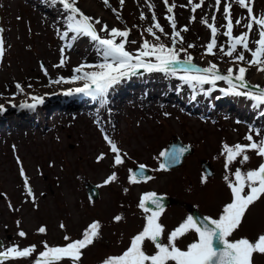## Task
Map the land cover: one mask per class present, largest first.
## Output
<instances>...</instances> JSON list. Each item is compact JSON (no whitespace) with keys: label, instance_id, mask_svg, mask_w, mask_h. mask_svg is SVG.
<instances>
[{"label":"rangeland","instance_id":"obj_1","mask_svg":"<svg viewBox=\"0 0 264 264\" xmlns=\"http://www.w3.org/2000/svg\"><path fill=\"white\" fill-rule=\"evenodd\" d=\"M225 2L228 0H222L217 12L215 0H204L202 7L193 13L188 0H169V4L177 5L172 13L177 21V30L185 26L189 29L181 32L184 43L177 47L186 48L197 67L216 63L224 74L228 67L235 68V65L229 57L218 52L215 56L203 55L204 46L210 41V30L200 21L208 17L211 23L215 14L218 43L227 47V37L223 36L226 29L222 27L226 23L222 14ZM148 3L154 7L149 9ZM148 3L145 0H125L121 7L119 0H110L111 8H108L102 0H79L77 6L86 15L99 18L109 28L130 29L129 40L137 43L127 44L126 50L135 53L143 43L141 37L146 39L148 35L144 29L153 23V12L171 36L172 29L166 19L170 14L163 0H148ZM193 3H199V0H193ZM60 8L58 4L51 5L42 0H0V28L5 29L3 35L6 40V54L0 61V104L6 108L0 114V193L5 194L0 196V241L4 247L35 245L37 249L30 258L6 264H34L39 252L43 251V242L60 246L66 243L64 235L78 239L93 221L102 225L101 238L94 246L84 250L82 264H101L107 256L121 253L130 238L142 229L144 214L137 205L147 192H156L171 201L161 217L166 233L188 216L187 210L191 207L204 216L218 218L223 205L230 201V192L223 179L226 173L225 157L220 155L222 145L247 143L245 136L249 134V126L264 133V116L260 115L264 106L254 109L253 102L244 97H220L219 88L228 87L223 81H218L216 90L205 96L199 89L193 91L176 77L143 73L142 69V74L130 78L126 83L128 85L118 84L109 90L106 106L102 107L100 101L92 97L62 98L63 90L81 87L82 83L49 86V80L70 78L73 69L81 63L95 64L99 59L93 44L87 38H80L71 49H65V67H53L60 62V49L66 43L58 35V30L65 31L66 14ZM112 8L120 13L121 19L116 18ZM253 8L257 17L264 15V0H255ZM141 13L146 17L143 21L140 20ZM232 13L234 23L238 18H243L242 24L247 23L246 9L233 3ZM192 17H195L194 21ZM99 28L100 25H97ZM243 31H246L243 27H234L233 34L239 35ZM100 35L107 36L106 33ZM250 38L253 41L258 39V29H254ZM188 44L195 47L188 49ZM250 47L254 48V43ZM245 55L251 59L250 54ZM179 58L185 59V53L181 52ZM42 64L47 69V76L41 68ZM242 66L247 67V64ZM179 75L184 73L177 72V77ZM246 80L250 85L264 88V73L258 72L255 67L249 68ZM16 83L23 86V94L18 93ZM29 84L31 87H28ZM203 87L206 91L211 85ZM31 95H47V98L51 97L50 102L38 105L34 111L21 110L20 103H32L29 99ZM178 95L186 101L185 105L175 100ZM97 121H100L99 125ZM101 127L122 151L128 153V158L120 169L123 182L96 188L98 195L90 202L85 186L91 184L96 187L111 171L117 170L110 167L111 153L103 141ZM252 134L255 140L262 138L254 132ZM174 140L190 146L191 153L183 158L180 166L156 171L161 163V159H157L159 153ZM101 152L107 153L108 158L98 164L96 157ZM249 155L251 160L248 164L241 166L236 163L231 167L230 178L234 179L232 174L236 167L249 170L262 162L254 153ZM17 157L30 178L35 204L24 192ZM203 163L208 164L211 170L206 184L201 183ZM49 164L53 166L49 167ZM139 164L146 165L148 176L156 178L147 190L139 186L146 182L139 183L138 187L127 183L125 167ZM157 172L159 176L155 175ZM178 185L194 190L189 195L192 200L189 204L172 202V199L181 196ZM9 204L19 211L10 210ZM118 214L123 215L124 220L116 223L113 217ZM17 221H20L19 228ZM61 223L66 226L65 229L60 228ZM41 226L46 227V234L38 232ZM20 230L27 233L25 238L17 235ZM262 231L264 198L252 206L242 228L234 236L254 239ZM188 237L179 242L181 247L189 242ZM190 238L193 239L192 236ZM147 251H154L153 246L149 244ZM255 264H264V257L257 256Z\"/></svg>","mask_w":264,"mask_h":264},{"label":"snow or ice","instance_id":"obj_2","mask_svg":"<svg viewBox=\"0 0 264 264\" xmlns=\"http://www.w3.org/2000/svg\"><path fill=\"white\" fill-rule=\"evenodd\" d=\"M51 5H60V11L64 16L66 30L58 35L62 41H66L64 47L60 49V62L53 67L63 68L66 65L65 49H71L75 42L80 38H87L94 46L97 57L100 62L95 64L81 63L73 69V75L70 78L58 77L49 80V86L59 84H74L83 82L82 87H75L64 91L65 96L73 94H84L93 99L99 100L101 106L108 104V93L110 89L121 83L124 79H130L143 73H162L166 77H176L184 84L189 85L195 91L199 89L205 96H210L212 91L216 90L218 81H223L228 87L219 88V92L224 96L244 97L252 101L254 109H260L264 106V88L259 85H250L246 80V74L251 67H255L260 73H264V15L257 17L254 14L255 0H228L223 6V19L226 21L222 27L226 29L223 36L227 37V47L218 43L219 29L216 26V15L211 17L209 23L208 17H203L201 23L210 30V41L204 46V56H215L218 53L224 57H229L234 67H228L226 74L222 73L216 63L209 62L208 67L199 68L192 63L193 57L187 53V49L177 47L178 44L183 45L184 39L181 32H187L189 29L185 26L177 30V21L173 10L177 7L176 4H169V0H163L167 12L170 14L166 17L172 32L169 37L170 45L161 42V36H168L165 29L157 21V17L153 12L151 26L144 29L153 39L149 41L144 39L139 49L133 53L126 50V45L129 43L135 44L137 41L129 40L131 30L119 29L111 27L106 23H102L99 18L86 15L80 7L79 0H48ZM148 3V0H145ZM222 0H215L216 11H220ZM105 7L111 8L110 0H102ZM121 7L125 0H119ZM233 3L241 9L247 11V23L242 24L243 18L235 19L233 22L232 7ZM191 5V11L195 13L201 8L204 0H199V3H193V0H188ZM149 9L154 5L148 3ZM185 7V5H181ZM116 18L121 19L120 13L115 9H111ZM17 19H21L17 17ZM143 13L140 15V20H145ZM195 17H192V21ZM97 25H100L99 30ZM234 27H243L246 31L239 35H234ZM258 29V39L251 40L250 34ZM5 29L0 28V61L6 54V40L3 35ZM157 32L160 35H157ZM100 33H106L107 36H102ZM71 34V35H70ZM143 35V33H141ZM255 47H250V44ZM195 47L194 44H188L187 48ZM185 53V59L179 58L180 53ZM245 53L250 54L251 59H247ZM247 64V67L242 66ZM44 74L47 76V69L41 65ZM86 69H94L86 71ZM177 72H183L184 75L177 77ZM204 85H211L209 89L204 90ZM18 93L23 94L24 88L20 83L15 85ZM28 87H31L29 84ZM59 93H53L56 95ZM15 97H13L14 99ZM27 101L20 103V109L34 111L38 105L44 104L43 96L31 95ZM12 107H16L12 104ZM6 111L4 105L0 104V114ZM167 116L168 113H165ZM261 116H264V111H261ZM241 123L240 120L236 121ZM100 124V121H97ZM103 134V141L108 146V151L111 153L110 167L119 169L125 166L128 153L122 151L117 142L106 134L103 127L100 129ZM260 136L259 140H255L252 133ZM247 143L229 145L224 143L220 155L224 156L223 177L230 192V201L222 207L218 218L204 216L202 218L188 215L182 222L166 233V227L161 222V217L165 213L164 197L157 195L156 192L144 193L137 205L143 212L144 224L142 229L130 238L129 243L124 250L116 255H109L104 258L101 264H255L257 256L264 257V231L258 233L254 239L248 237L235 238L236 234L243 226L246 215L250 213L252 206L257 202H261L264 198V133L259 129H254L249 126V134L245 136ZM15 150V148H14ZM186 147H173L170 150H164L159 153L157 159H162L159 168L156 171H168L170 167L179 164L185 152ZM249 153H254L255 156L261 159L258 167L249 170H242V167H236L233 178L228 175L231 167L238 163L241 166L248 164L251 160ZM107 157V153L101 152L96 157V163L103 162ZM219 158V157H217ZM19 167V175L23 181V189L27 197L31 199L33 204L36 203V197L33 188L30 185V178L26 175L22 161L17 157ZM49 164V167H52ZM147 166L144 164L138 165V171L127 169V183L130 185L147 182L153 177L145 175ZM120 177L117 171H111V174L104 179L103 183L97 184L96 188H103L115 183H119ZM208 176L202 175L201 183L206 184ZM127 193L128 189L125 188ZM5 194L0 193V196ZM43 195V193H41ZM90 202L91 197H89ZM10 210L19 211L8 205ZM114 222L119 223L124 220L123 215H115ZM17 227H20V221L16 222ZM61 229H65V225L61 223ZM102 225L99 221H93L81 234L78 239H73L69 235H64L63 240L66 242L60 246H50L46 241L43 242V251H40L35 258V264H82L84 250L94 246L101 238ZM40 234H46L47 229L41 226L38 229ZM189 234H194L195 239L188 243L185 247L180 246V241L188 237ZM17 235L25 238L27 233L23 230L18 231ZM166 239V243L164 240ZM153 246L154 251H147L148 245ZM35 245L20 248L13 244L9 247H4L0 243V264H6L9 261H17L25 258H30L36 253Z\"/></svg>","mask_w":264,"mask_h":264},{"label":"bare ground","instance_id":"obj_3","mask_svg":"<svg viewBox=\"0 0 264 264\" xmlns=\"http://www.w3.org/2000/svg\"><path fill=\"white\" fill-rule=\"evenodd\" d=\"M44 98L45 99H44V104L43 105H46L49 102V97L47 98V95H46ZM121 168L117 169L116 171H117V173H118V175L120 177V181L123 182L122 174L120 173V169ZM128 168H129V166L125 167L124 171H127ZM155 175L159 176V173L157 172V173H155ZM155 182H156V178L152 179L151 181L149 180L146 183L139 184V186H142L143 187L142 189L145 190V188H146V190H147L149 188V185L151 183L153 185ZM135 187H138V184H135ZM154 189H155V187H154ZM177 190L181 193V196L178 197V198H174L173 199V203L186 205V204H189L190 201H192L189 198L190 197L189 195L194 192V190L191 187L186 189L185 187H183L181 185L180 186L178 185L177 186Z\"/></svg>","mask_w":264,"mask_h":264},{"label":"water","instance_id":"obj_4","mask_svg":"<svg viewBox=\"0 0 264 264\" xmlns=\"http://www.w3.org/2000/svg\"><path fill=\"white\" fill-rule=\"evenodd\" d=\"M173 147H178V146H175V145H172ZM172 147V148H173ZM186 153V152H185ZM181 160H182V158H181ZM177 165V164H176ZM175 166V165H174ZM204 168H207L206 166L204 167ZM93 187L92 186H90V185H88L87 186V189H88V192H89V194L91 195V194H95V190L94 189H92ZM164 201H165V204H168L169 203V200L168 199H164Z\"/></svg>","mask_w":264,"mask_h":264},{"label":"trees","instance_id":"obj_5","mask_svg":"<svg viewBox=\"0 0 264 264\" xmlns=\"http://www.w3.org/2000/svg\"><path fill=\"white\" fill-rule=\"evenodd\" d=\"M157 35H160V33H157ZM146 39H148L149 41H152V37L151 36H147ZM142 40H144V38L142 37ZM161 42L165 43L166 45H168L169 43V39L168 37L165 36H161Z\"/></svg>","mask_w":264,"mask_h":264}]
</instances>
